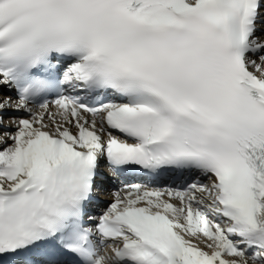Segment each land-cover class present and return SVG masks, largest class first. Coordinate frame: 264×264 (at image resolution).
<instances>
[{
  "label": "snow or ice",
  "instance_id": "snow-or-ice-1",
  "mask_svg": "<svg viewBox=\"0 0 264 264\" xmlns=\"http://www.w3.org/2000/svg\"><path fill=\"white\" fill-rule=\"evenodd\" d=\"M0 264H264V0H0Z\"/></svg>",
  "mask_w": 264,
  "mask_h": 264
}]
</instances>
